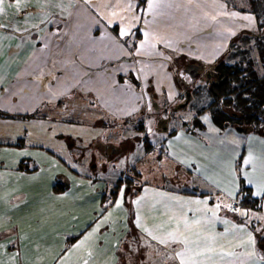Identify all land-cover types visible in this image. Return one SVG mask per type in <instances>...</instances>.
<instances>
[{
  "label": "crops",
  "instance_id": "0c3cea01",
  "mask_svg": "<svg viewBox=\"0 0 264 264\" xmlns=\"http://www.w3.org/2000/svg\"><path fill=\"white\" fill-rule=\"evenodd\" d=\"M14 1L5 0L0 13V114L38 113L39 118L0 117V235L18 232L5 249L1 243L0 264H181L177 256L181 252L186 264H264V241L260 244L264 240V138L229 125L223 129L210 113L201 117L203 128L177 127L161 148L175 171L187 170L192 176L191 186L178 178L175 190L163 189L149 177V165L132 177L129 169L117 181L116 188L122 189L111 192L110 209L100 207L108 196L103 194L92 219L74 221L68 217L74 210L65 203L70 193L65 173L46 170L51 179H37L43 160L53 169L52 159L42 158L40 150L55 153L60 149L59 136L70 134L54 131L51 122L42 121L41 116L51 118L40 115L42 108L48 106L52 113L70 99V108L78 109L76 92L81 91L105 110L111 125L147 112L159 116V110L178 101L179 83L182 87L187 83L178 82L171 69L178 66L177 58L191 60L190 79L202 75L211 80V69L206 67L207 73L202 74V66L215 64L225 54L229 57L232 40L255 34V15L241 11L245 7L237 3L229 7L227 0H147L140 9L135 0H20L19 7ZM149 3L155 7L149 9ZM125 29L129 34L121 36ZM240 45L243 49V42ZM231 55L230 61L242 58ZM130 77L140 81V89ZM100 117L95 126H101ZM140 124L145 126L144 121ZM149 145L151 149L145 145V158L155 149ZM116 152L122 148L115 143ZM238 156H243L239 169ZM8 166L16 174L5 175ZM70 167L79 180L104 181L92 173L97 165L91 169L73 161ZM131 167L136 170V164ZM21 171L25 178L47 182V191L30 195L7 191L6 183L20 178ZM238 175L263 201L261 212L242 206L232 211ZM53 179L60 181L53 185ZM258 191L261 195H256ZM124 202L125 208H117ZM51 224L55 230L47 229ZM169 232L175 233L176 242L169 239Z\"/></svg>",
  "mask_w": 264,
  "mask_h": 264
},
{
  "label": "rangeland",
  "instance_id": "374dc122",
  "mask_svg": "<svg viewBox=\"0 0 264 264\" xmlns=\"http://www.w3.org/2000/svg\"><path fill=\"white\" fill-rule=\"evenodd\" d=\"M229 1H231L233 4L237 3L238 5H243V7L245 8H250V4L247 2L248 0ZM14 2H16V0ZM263 35L264 32L259 35L257 39H255L258 42L259 47L261 46L260 42L263 40L261 38ZM262 46L264 45L262 44ZM259 47L257 46V50H259ZM252 55L256 56L258 60L256 50L253 49ZM256 66L259 69V75L263 76L264 70L261 69V63H256ZM201 71L202 74L203 71H205L204 74L207 73L206 66H202L200 72ZM185 77L189 78V74L188 72H186V69L180 70L178 73V79H185ZM202 78L204 77L202 76ZM197 79L200 78H197L195 76L193 79H185L187 83L189 82V80H192L191 85L184 87L180 86L181 88L179 91V98L177 99L178 101L172 107L166 106L162 110H159V116H155V113L151 112H149L150 115L147 116V112L146 114L137 115L134 119H129L127 121H118L116 124L111 125V122H108L109 119L106 115L105 110L102 107L97 106V104H93V98L87 96L86 93L83 94L81 91L76 92L80 95L75 99L77 105L80 107L78 109H71L70 102L68 101L70 99H67L62 103L61 106L57 105L55 111L52 113L48 111V106H46L45 109L42 108L43 110H40V115L48 114L51 117L49 118L48 116H41L40 119L42 121L45 120L51 122L50 125L52 130H65L70 133L62 134L59 136L60 139L58 144L60 145V149L56 150L55 153H51L45 149L40 150L43 153L42 158L52 159L51 163L53 164V169L48 168V162L46 160H43L41 168L37 169L39 170L37 179L39 177H43L44 179H46V181L49 178L51 179V177L46 176V170H48L47 172H50V174H52V172H58V174L59 172L65 173L67 182L70 184L67 187V190L70 193L68 194L67 202L65 201V203H67V207L70 211L74 210L72 213H68L69 218L73 219L74 221H77L81 218L85 220L92 219L94 217L92 213L95 207H98V205H96L98 199L104 196L103 194H107L108 196H106L105 202L102 203L100 201V207H104V211L110 209L112 207L111 205L113 200L111 192L116 187L120 186L117 182L118 179L122 178V173L127 174L129 172V169L131 172L128 176L132 177L134 171L138 173L139 170H144L146 169V165H149L151 170V172L149 170V173L152 174V176L149 177H153V180H158L161 186H163V189L175 190L177 186L176 180L178 178L183 181L184 185H192L193 178L192 176L187 174V170L184 172L180 169H178V171H175V166L169 164L167 158L163 157L161 148H163L165 137H167V135L173 130L177 129V127H185V125H183L184 122H188L189 116H193V112L188 111V106L181 97L183 95H192L195 86L192 84H194L195 80ZM182 81L183 80H181L180 82ZM203 81L204 80H198L199 83ZM202 84H205V82ZM240 97L244 99L245 95H240ZM204 101L205 100H203L201 96H197L198 104L196 107L199 108V103H204ZM196 107L194 106L193 108ZM44 110L46 112H44ZM99 110L100 113L98 115H101L100 122H102V124L101 126H95L93 123L98 119V112L96 113V111ZM236 110L237 109H235V111ZM205 114L208 113L200 115V119ZM175 115H177V117ZM210 116L212 120L223 129L227 128L228 122H231V125H229L230 127H235L236 129L244 133L257 134L264 138V133H258L254 130L248 132L243 131V128L239 127L238 123H245L248 121V119H239L238 116H232L230 111H228L227 115L224 116V119H227L226 121H224L227 122L224 126L220 125L212 115ZM141 121H144V127L140 124ZM189 122L191 124L192 120H189ZM261 129H263V127ZM71 132L75 133V135L71 134ZM87 139H90V141L87 142ZM146 140H149L151 145L155 147V149H153L151 153H149L147 158H145V145L149 146V142L147 143ZM115 143L122 148L121 153L116 152L115 154H113ZM60 159L66 160L68 161V163L66 164V162L63 161L65 163V165H63ZM56 160L58 161L57 163ZM73 161L78 162V164H80L81 166L88 167L89 165V168L91 169L92 166L97 165L98 169L96 171L93 170L92 173H97V175H100V178H103L104 181L99 182L97 180L96 183H93L92 181L85 179L79 180L77 174L71 171L72 168L70 166L72 165ZM242 161L243 156H238L235 162L238 169L242 166ZM132 164H136V170H132ZM57 168L59 169V171L57 170ZM31 169L32 171L34 170V168ZM4 170L5 175L16 174L13 173L12 168H10L9 166ZM22 170L28 172V170ZM20 175V178L14 177L12 182L6 183L7 191L13 194L25 193L29 195L35 192L45 193L47 191V182H35L31 177L25 178L26 174L23 171H21ZM110 177H115L116 180ZM238 178L240 191L241 187L247 186V184L245 183L242 176L238 175ZM59 181L60 180L58 179H53V185H57ZM98 188L102 189V191L98 192ZM196 188L198 189V191H201L202 189V187L198 185L196 186ZM249 188L252 191V188ZM116 189L120 190L122 188ZM124 200H126V198ZM7 201L8 200L5 199V207L8 204ZM36 202L38 203V201ZM118 205L117 208H125V202L123 204L118 203ZM100 215L101 212H99L98 216L100 217ZM105 216L108 217L107 214H105ZM5 218H7V215H5ZM117 219H120V217L118 216ZM47 227V229L49 230H55L54 224L47 225ZM45 233L51 234V232L44 231L43 234ZM17 235V230L5 231L3 235H0V246L1 243H4L5 249L7 247L6 243L8 241L10 242L11 238L16 237ZM8 245L10 247L12 246V244L10 243ZM1 250L2 249L0 247V251Z\"/></svg>",
  "mask_w": 264,
  "mask_h": 264
},
{
  "label": "trees",
  "instance_id": "16d2710c",
  "mask_svg": "<svg viewBox=\"0 0 264 264\" xmlns=\"http://www.w3.org/2000/svg\"><path fill=\"white\" fill-rule=\"evenodd\" d=\"M137 2L138 8H143L146 5L147 0H135ZM229 7L235 8L236 6L229 0ZM250 8H244L241 11L250 12L255 15L257 19L258 30L255 34H244L243 37L234 39L231 41L229 46V57L223 56L215 64L206 65V67L211 69V74L213 78L211 80H205L202 78V75L196 76L197 79L194 86L193 93L190 95V99L187 100V96H182L181 98L185 101L188 106V111L193 112V116H189L188 122H184L183 125L187 129L203 128L201 123L200 115L204 113H210L213 118L222 126L227 122V119H224V116L227 115V112L230 111L233 115L238 116L239 119H248L245 123H238V126L243 128V131H255L264 133V75H259V69L256 66V63H261V69L264 70V35L261 37L263 40L260 42V47L258 42L255 40L259 35L264 32V0H248ZM260 31V32H259ZM135 38H141L140 31L137 30ZM243 42V49H241L240 43ZM257 46L259 50H257ZM256 50L258 55V60L256 56L252 55V51ZM227 51V54H228ZM230 52H232L233 58L237 54L238 58L242 55L240 61H230ZM189 59L181 56L177 58L178 66L172 67L171 69L175 71L176 76L182 69L190 68ZM213 69V70H212ZM185 79H188L185 77ZM185 79H177L178 82ZM120 81H124V77H119ZM130 82L135 84L137 89L141 88V83L136 78H128ZM198 80H204L203 82H198ZM205 84H202L204 83ZM184 86H190L187 83H184ZM180 87V83H179ZM183 90V89H181ZM240 95H245V100L240 97ZM197 96L203 98L204 103H199V108L197 106ZM240 100V104H239ZM196 108H193V107ZM235 109H237L235 111ZM232 115V114H231ZM232 115V116H233ZM0 117L2 118H16L20 117L23 119H35L39 118L38 113L25 116H15L8 113H1ZM236 118V117H235ZM189 120H192L190 124ZM243 124V125H242ZM228 125H231V122H228ZM263 127V129H261ZM143 129V128H142ZM148 143L149 141L146 140ZM150 148V145L147 147ZM150 151V150H149ZM30 168H28L29 170ZM58 186L64 187L65 184H59ZM58 186H55V189L58 190ZM118 195V191L114 192ZM114 195V194H113ZM115 197V196H114ZM113 201V200H112ZM262 201L253 196L252 191L247 186H242L239 191L237 202L233 203L239 206H242L244 209L255 210L258 212L262 211ZM232 209V207H231ZM233 211V210H232ZM94 222V220H92ZM79 237V236H78ZM76 239L75 238H72ZM264 240L260 241V244H263Z\"/></svg>",
  "mask_w": 264,
  "mask_h": 264
},
{
  "label": "snow or ice",
  "instance_id": "6c2138e0",
  "mask_svg": "<svg viewBox=\"0 0 264 264\" xmlns=\"http://www.w3.org/2000/svg\"><path fill=\"white\" fill-rule=\"evenodd\" d=\"M4 3H5V0H0V13H2L3 11H4ZM19 4H20V0H16V5H17V7H19ZM148 7H149V9H151V8H153V7H155V4L154 3H149L148 4ZM243 19H245V20H248V21H252V17H250V16H245V17H243ZM129 34V32H128V30H121V33H120V35L121 36H125V35H128ZM141 47H143V44H141ZM248 163H250V161H245V164H248ZM256 195H261V192L260 191H258L257 193H256ZM136 203L137 204H139V201H136ZM204 203H206V202H204ZM119 206V205H118ZM220 207V205H216V208L218 209ZM228 207H231L230 205L228 206ZM209 211H213V214H215V210H213V209H209ZM242 215H247V213H241ZM187 226V225H186ZM178 228H179V226L177 225V230H178ZM145 231H148V229H145ZM149 235H152L151 234V232H149ZM168 237H169V239L170 240H172V241H174V242H176V236H175V233H172V232H169L168 233ZM152 239L153 240H158V242L159 243H162V244H164V243H166V240H164V239H159L158 237H156V236H152ZM186 242V241H185ZM78 247V246H77ZM184 253H177V256L178 257H180L181 258V264H186V262L183 260V257H184Z\"/></svg>",
  "mask_w": 264,
  "mask_h": 264
},
{
  "label": "built area",
  "instance_id": "2783aa9c",
  "mask_svg": "<svg viewBox=\"0 0 264 264\" xmlns=\"http://www.w3.org/2000/svg\"><path fill=\"white\" fill-rule=\"evenodd\" d=\"M238 209V205L237 204H234L233 206H232V210L233 211H236Z\"/></svg>",
  "mask_w": 264,
  "mask_h": 264
}]
</instances>
